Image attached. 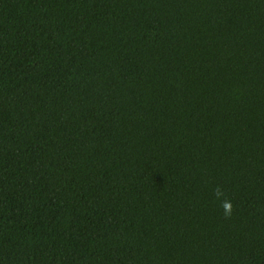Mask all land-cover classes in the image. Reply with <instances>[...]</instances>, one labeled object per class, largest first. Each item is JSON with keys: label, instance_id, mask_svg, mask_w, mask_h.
<instances>
[{"label": "trees", "instance_id": "1", "mask_svg": "<svg viewBox=\"0 0 264 264\" xmlns=\"http://www.w3.org/2000/svg\"><path fill=\"white\" fill-rule=\"evenodd\" d=\"M0 264H264V0H0Z\"/></svg>", "mask_w": 264, "mask_h": 264}, {"label": "clouds", "instance_id": "2", "mask_svg": "<svg viewBox=\"0 0 264 264\" xmlns=\"http://www.w3.org/2000/svg\"><path fill=\"white\" fill-rule=\"evenodd\" d=\"M220 195H222V193L218 191L217 192V196H220ZM222 207L224 209L225 217L226 218L229 217L231 215V212H232V203H231V201H228V200L223 201Z\"/></svg>", "mask_w": 264, "mask_h": 264}]
</instances>
